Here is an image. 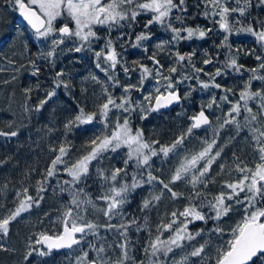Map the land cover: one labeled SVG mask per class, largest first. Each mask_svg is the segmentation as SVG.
I'll use <instances>...</instances> for the list:
<instances>
[{
	"label": "snow or ice",
	"instance_id": "snow-or-ice-1",
	"mask_svg": "<svg viewBox=\"0 0 264 264\" xmlns=\"http://www.w3.org/2000/svg\"><path fill=\"white\" fill-rule=\"evenodd\" d=\"M3 3L18 10L36 40L50 42L46 51L38 53L37 59L47 61L54 67L60 54L91 52L95 67L106 79L90 75L91 80L100 85L104 101L91 112L79 108L78 114L65 125L66 129L71 130L98 121L104 131L90 137L82 146L83 152L75 159L70 155L73 147L71 143L61 144L58 149L52 148L58 154L46 170L44 180L38 181L36 197L28 195V189H24L23 199H19L16 207L8 210L7 215L0 217V234L6 236L12 221L34 206H39L43 200L40 193L47 190L43 185L49 178L65 173L70 179L63 181V185L68 187H62L61 191H67L70 199L57 218L60 230L51 234L39 232L35 244L41 247L37 249L30 245L26 258L34 252L44 257L51 255L53 250L70 249L75 255V264H264V51L257 53L255 48L246 49L242 46L234 48L229 41V37L234 34H251L264 50V19L254 17L255 25L252 22L245 24L240 19L253 7L252 0H198L194 3L197 12L190 15L188 0H3ZM259 4L264 5V0H259ZM198 15L219 28L199 24L193 27L186 23ZM144 16L149 18L143 21V30L135 33L133 39L135 26L141 23L138 18ZM153 25L170 32L171 38L157 43L156 51L147 57L152 67L139 61H132V65H129L123 52L131 47L143 48L147 53L149 50L144 42L152 39ZM217 30L224 33L223 41L217 47L227 51L222 65L216 67L213 73L205 72L203 67H196L193 62L195 51L181 54L177 50L173 63L165 70L158 53L168 50L171 55V47L180 41L205 39L209 33ZM114 32L118 35L113 36ZM69 44L72 46L69 47ZM95 44H100L99 50L94 47ZM241 54L253 57L257 62L255 66L240 63ZM219 55V52L215 56L210 55L205 50L206 58L202 64L219 63ZM8 63L13 64L14 61L8 60ZM28 63L32 66L31 75L39 76L41 70L36 60H29ZM188 68H191L190 74L184 72L179 79L175 78L179 69ZM137 70L140 72L138 82L131 83L130 73ZM120 71L128 78V82L120 80ZM229 72L240 76L249 74L238 91L216 82L217 77H226ZM201 73L207 76V80L200 78ZM65 75L63 70L55 73L54 88L47 91L45 97L34 106L35 111L39 112L57 95L56 89L69 88L68 81L62 79ZM149 78L156 82L153 91L145 89V82ZM189 80H196L202 90L218 89L223 93L219 100L213 95L206 105L207 109H212L214 105L218 108L221 104L229 105L223 118L217 117V132L225 127L234 128L235 136L244 132L242 139L248 142L252 153L251 163L233 153L232 170L238 175L224 181L221 190L215 194L205 191L210 183H215L209 173L223 152L222 147L213 151L217 146L215 137L211 142L205 141L206 146L199 152L184 156L168 182L153 174L154 157H168L184 144L186 136L191 135L194 129L212 125L205 114V106L202 105L199 113L190 118L193 123L187 131L168 145H161L159 140L145 139L144 130L133 125V113H138V118L145 120L151 113L191 96L195 88L189 87L182 96L178 87ZM254 81L261 82L255 89ZM2 83L8 84L10 81L4 80ZM117 88H121L122 92L114 95ZM25 91L30 93L32 89ZM133 92L146 94L142 99L134 100ZM230 96L234 99H230ZM25 110L28 111L27 108ZM11 127L9 124L8 128ZM18 135L19 129H0V137ZM113 154L122 156L121 167H98ZM219 167L222 172L225 165ZM93 171L100 181L101 189L94 198L84 187ZM182 180L192 186L187 196L174 191L172 187ZM154 183L162 187L159 193H149L142 200L141 212L147 213L155 207L164 197L165 191L173 200L184 198L187 201L182 210L178 208L171 211L170 215L165 214L168 219L156 225L155 234L149 227L147 214L141 224L136 217L125 212L132 193ZM92 213H99L103 223L97 222L96 218H89ZM232 214H238L239 219L225 228L223 224ZM113 220L117 222L113 223ZM210 221L214 222L211 228L201 227L195 231L189 228L196 222L208 225ZM101 229L116 237L107 248L89 239L100 237ZM130 230L147 232V239L141 249H136ZM166 232L167 236L164 235ZM205 234L208 236L206 240ZM213 235L220 243L212 241ZM225 235L228 236L227 240H223ZM197 237L204 242L193 244ZM102 238L107 240V235ZM85 248L94 252L95 256H90ZM188 248L191 251H185ZM137 251L143 252V258L136 255ZM177 255H180L179 259H176Z\"/></svg>",
	"mask_w": 264,
	"mask_h": 264
},
{
	"label": "trees",
	"instance_id": "trees-1",
	"mask_svg": "<svg viewBox=\"0 0 264 264\" xmlns=\"http://www.w3.org/2000/svg\"><path fill=\"white\" fill-rule=\"evenodd\" d=\"M198 0H188L189 8L188 14H195L197 9L194 3ZM253 7L249 9L248 14L240 19L245 24L252 22L255 25L253 18L264 19V5L259 4V0H252ZM149 17L144 16L138 18L141 23L135 26L133 39L135 33L143 30V21ZM218 19V17H217ZM186 23L195 27L197 24L205 27H214L218 29V25H213L209 20L204 19L203 16L198 15L196 19H188ZM179 26V25H177ZM151 31L154 33L152 39L144 42L148 47V52H144L143 48L128 47L127 51L123 52V56L129 65L132 61H139L149 67H152V62L147 59L152 52L156 51L155 45L162 40L171 38V33L164 31L159 25H153ZM118 33H113V36ZM186 35V33H185ZM224 33L222 31H214L209 33L205 39L193 38L191 41H180L178 45L171 47L169 51L158 53V58L161 63L167 67L173 63L174 53L178 50L181 54L196 52L193 57V62L196 67H203L205 72L213 73L216 67H220L225 60L226 49L218 48L223 41ZM230 43L233 47L242 46L246 49L255 48L257 53L264 51L260 45L256 43L255 37L251 34H234L229 37ZM49 41H39L35 39L33 31L30 27L18 17V10H14L11 5L4 4L0 0V129L4 131L19 129V135L16 137H0V217L8 214V210L16 207L19 199H23L24 189H28V195L36 197L38 181L44 180L46 170L50 167L51 161L55 155L51 149L57 148L66 142L73 145L70 155L75 159L83 152V145L93 135L104 131L103 125L98 121L92 124L81 125L80 127H73L71 130L65 128L69 120L73 119L79 112V108L83 107L86 112H91L96 109V106L104 101V96L99 84L91 80L90 75L95 74L100 79H106L104 74L99 72L95 67L94 56L91 52H65L60 54L56 59L55 66H51L47 61L37 59L38 53L41 50H47ZM102 43V42H101ZM69 47L72 45L69 44ZM64 47V46H61ZM94 47L99 50L100 44H95ZM205 50L210 55L215 56L217 52L220 53L219 63L214 61L213 64L203 65L202 60L205 57ZM118 51L120 49L118 48ZM8 60L14 61L9 64ZM29 60H36L40 66V75H31L32 66L28 63ZM240 63H244L249 67L255 66L257 63L253 57L240 55ZM25 65L26 67H21ZM63 70L65 77L69 83V88L63 87L56 89L57 95L54 96L39 112L34 110V106L43 99L47 91L54 88L53 77L55 73ZM117 71H119V66ZM191 73V68L179 69L175 78L179 79L181 73ZM248 73L240 76L234 72H229L226 77H217L216 82L224 86L234 87L237 91L243 86L244 81L248 77ZM16 79L13 80L12 77ZM131 83H137L140 72L139 70L131 72ZM120 80L128 82V78L120 71ZM200 78L207 80V76L203 73ZM8 80L10 83L5 84L2 81ZM261 82L254 81V89L259 87ZM39 85V87H37ZM156 86L154 79L149 78L145 82V89L153 91ZM180 92L183 94L189 87L195 88L191 96L187 99H182V102L170 109L169 111H158L151 113L147 119L141 120L138 118V113L132 114L133 125L136 128L144 130L145 139L159 140L161 145H168L180 134L185 133L193 123L191 117L196 115L202 105L204 110L210 115L212 125L194 129L191 135L186 136L184 144L174 153H170L168 157L160 155L153 158L154 175L160 177L165 182H168L174 169L184 156H190L202 150L205 147V141L211 142L215 137L217 146L213 151L223 148L221 156L213 163L209 176L215 179V183H210L205 191L210 193H218L221 190V185L226 180H232L237 177V173L233 171L234 156L241 157L245 162L251 163L252 153L248 147V142L242 137L245 136L241 132L239 136H235V129L232 127H225L218 130L217 117L223 118L224 113L228 110L229 105L221 104L218 108L216 105L212 109H207L206 105L210 102L211 97L215 95L219 100L223 93L218 89L202 90L197 86L196 80L185 81L184 84L178 85ZM31 88L30 93L26 89ZM122 89L117 88L114 95L121 94ZM146 93L133 92L134 100L142 99ZM234 99L233 97H229ZM28 109L26 111L25 109ZM11 125V129L8 125ZM234 137V138H233ZM67 159V157H66ZM122 156L113 154L110 159L103 160L102 166L110 168L112 166H122ZM225 165L221 172L220 165ZM230 173V175H229ZM70 179L65 173L60 174L55 178H49L43 185L47 190L40 193L43 200L40 201L39 206H34L22 217H18L12 221L9 226V232L5 236L0 234V264H75V255L72 250L64 249L60 252H52L49 256L41 257L35 252L32 256L27 257V252L30 250V245H34L37 249L41 246L35 244L37 234L41 231H47L49 234L60 230L58 217L64 211V206L68 204L70 195L67 191H61L63 181ZM93 198L98 194L100 189V181L92 174L88 184L84 186ZM161 185L154 183L153 185H145L143 188L136 189L131 197L128 205L125 206V212L130 216L136 217L141 224H143V217L147 214L149 227L155 234L156 225L158 223L166 222L168 216L165 214L175 209H181L187 203L184 198L173 200L165 191L162 200L151 208L147 213L141 212L140 206L142 200L149 196V193L157 194L161 189ZM173 190L188 195L191 185L185 181H178L172 185ZM210 198V197H209ZM92 218H96L97 222L103 223V217L99 213H92ZM227 219V223L223 224L225 228L233 224L239 219L238 214H232ZM116 223V220L112 221ZM212 221L208 225L202 222H196L190 225L189 228L195 231L201 227L206 229L213 226ZM100 237H89L97 245L103 244L106 248L116 237L111 233H105L103 229L100 230ZM130 236L136 245V249H141L147 239V232L141 231L139 233L130 230ZM107 235V240L102 237ZM165 236L168 235L166 232ZM204 239H208L205 234ZM225 235L223 240H227ZM212 241L216 244L220 240L213 235ZM203 243L200 237H197L193 244ZM90 256H95V253L90 249ZM185 251H191L190 248ZM180 253V250H177ZM182 255V253H180ZM136 255L143 258V252L137 251ZM171 256V254H170ZM180 255L176 256L179 259Z\"/></svg>",
	"mask_w": 264,
	"mask_h": 264
},
{
	"label": "water",
	"instance_id": "water-1",
	"mask_svg": "<svg viewBox=\"0 0 264 264\" xmlns=\"http://www.w3.org/2000/svg\"><path fill=\"white\" fill-rule=\"evenodd\" d=\"M18 17H19V19L20 20H22V21H24L26 24H27V22L25 21V20H23V18L20 16V14H19V12H18ZM28 25V24H27ZM29 26V25H28ZM30 27V26H29ZM31 29V28H30ZM32 30V29H31ZM182 95V94H181ZM182 102V100L179 102V103H174V104H172L170 107H168V108H164V109H161L160 111H169L170 109H172V108H174L175 106H177V105H179L180 103ZM199 113V112H198ZM197 113V114H198ZM196 114V115H197ZM205 114L206 115H208L209 116V119L211 120V117H210V115L205 111ZM193 121V120H192ZM203 127H207V125H205V126H202L201 128H203ZM62 250H64V249H61V250H59V251H57V250H53V252H60V251H62Z\"/></svg>",
	"mask_w": 264,
	"mask_h": 264
},
{
	"label": "rangeland",
	"instance_id": "rangeland-1",
	"mask_svg": "<svg viewBox=\"0 0 264 264\" xmlns=\"http://www.w3.org/2000/svg\"><path fill=\"white\" fill-rule=\"evenodd\" d=\"M208 128V127H207ZM94 164H96V162L94 161L93 162ZM102 163L103 162H101L99 165H98V167H102V168H105L104 166H102ZM93 173L95 174V172L93 171ZM24 215L26 214V213H23ZM21 217H22V215H21ZM89 218H92V214L90 215V217Z\"/></svg>",
	"mask_w": 264,
	"mask_h": 264
}]
</instances>
